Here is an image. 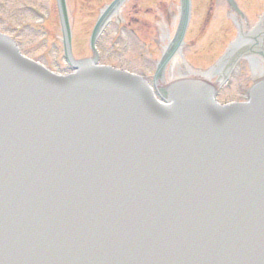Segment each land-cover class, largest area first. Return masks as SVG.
<instances>
[{"label": "water", "instance_id": "1", "mask_svg": "<svg viewBox=\"0 0 264 264\" xmlns=\"http://www.w3.org/2000/svg\"><path fill=\"white\" fill-rule=\"evenodd\" d=\"M58 2L62 28L65 37L66 53L67 57L71 59L70 47L68 45L69 30L63 8V0H58ZM245 29L246 31H250L252 28L245 27ZM76 65L80 70V74L75 76L73 79H69L66 84H62L57 79H55V77L42 75L36 66L25 63L20 59L11 56L5 50V43L0 40V107L2 109V111L0 110V116L4 119L6 124L11 129L16 130L20 135L24 136L27 134V128L29 127V124L37 121V119L41 116L42 102L48 100V105L56 103V105L61 106L59 103L66 100V105H74L73 108H76V111H73V109L70 111L71 115L77 118L86 119V123L95 121L96 124H99L102 130L109 137H111L116 146L126 151H129L133 146L140 144L145 135L154 137V142H158L163 141L164 139H167L168 141V136L170 133H173L175 140H178V137L176 138L177 128L169 130V128L166 127L167 118L164 120L162 115H157L155 112L153 115H150L147 111L136 113L137 111L130 110L129 102L131 100L129 99L131 95L127 93L118 82L113 81H128L130 77L126 75L122 76L114 71H108L105 68L102 69L95 67L90 61H85L82 63L79 62V64ZM81 78L86 80L83 82V85ZM91 80H94V86L92 85ZM74 81L75 83L72 84ZM90 86H92L93 90L89 89ZM261 87L264 88V84L259 85L257 88ZM196 88L201 87L196 86ZM67 89H74L76 90L74 92H77V94L72 93L73 90ZM69 100L70 102L75 100L76 103L70 104ZM20 107H23L25 111V114L22 117L21 115L19 116L16 114L10 115L7 112L16 111V109ZM144 121H156V126L154 128H148L147 126L150 124H144ZM216 123L219 124L220 122L217 121ZM175 124L181 127L182 131L196 127L195 125L185 122L183 119H177ZM239 127L240 129H238ZM244 127L245 126L243 123L239 121H233L229 128L225 131H221V133L225 135L226 138H229L230 133L241 136V128ZM256 130L257 133L253 132L251 129L247 130V133H250V138H248L246 134L244 135V137H246L244 138L246 140L245 147H238V143L232 144L235 161L239 165L240 170H243L244 177L246 180H248L247 183L250 186L249 188L246 185L247 183H245L244 186L241 187L242 194L249 192L250 189H252V183L257 182L256 177H260L261 173H264V169L260 168L258 172H255L254 175H251V167L247 165L243 166V164L238 162V158L241 157L246 151L248 152L244 156L245 161L252 159L256 151L262 155L264 136L262 135V128L258 124L256 126ZM202 137L206 138L205 135H202ZM64 140V161H44V163H42V167H40V171H38V175H36V179H34V191H28V193H26V197H24V205H20V207H18V211H16V215H14V219H12L10 227H8V231L4 233V242L9 245V248L5 251H0V264H18L22 260L21 257L14 258L13 260H9L7 262L11 251H20L29 246L31 242L40 239V236L46 234V231H48V227L52 225V222L64 221V198L66 199V195H69L72 205L76 206V208L78 206L79 208H82L83 211H85L84 202L81 201L82 197H80L79 200L76 196L78 193H80V191L86 195L88 190H80L79 188L74 187L72 183H74L73 177L76 179L77 175H84V173L87 172L83 166L86 164V161H94V146L88 141L82 142L83 146L81 147L71 148L68 147L70 142L67 139ZM248 140L250 143H248ZM185 141L186 145L179 146L178 148L182 150L186 157L194 158L203 154L204 148L202 147V144H197L192 139H187ZM164 146L167 147V149L163 150L164 153H166L168 150L174 151L175 153L177 152L175 150V144L170 148L169 144ZM255 146H257L256 151L254 149ZM158 148L159 147H157L156 150ZM213 149V159L208 162L207 168L214 171H220L222 170L221 167L223 165V160L218 158L216 148ZM237 152L238 157L236 156ZM182 163L184 166V162ZM165 168L166 167H161L160 170H155L154 159V171L151 175H149V177L151 178L161 175L163 171L170 175L172 170H164ZM184 172L185 178L190 182L193 190L195 191V194L187 198V201L185 202L188 206V209L195 215H197L195 211L201 209V211L205 213L209 219L223 223L233 237H238L240 232L233 224L231 219L225 214L227 204L226 198L221 199L217 194H214L208 189L200 186L197 182V177L186 165L184 166ZM93 173L95 175L94 170ZM102 174L103 173L98 175L101 176ZM90 177L92 179L81 178L79 180V185L88 186L90 191H93L92 186H97L99 181L94 182V177ZM234 183L235 182L233 181L232 184ZM262 184L264 185V179L262 180ZM65 191L66 195H64ZM68 191H71V193H68ZM104 192H112L111 194L114 195L112 189L103 187L102 191L97 196L99 199L98 203L100 205H98V213L102 215V212L111 206L113 209L111 207L108 209V213H106V217H104L103 222L106 224H113L117 222L120 218V215L124 213V211H120V206L125 207L124 200L122 201L121 199L122 194L116 195V199H114V201H112V205L109 206L108 202L105 201L106 197H104ZM228 193L230 192L227 190L225 194ZM263 202L264 192L259 198L260 207H258V209L260 212L264 210V207L261 206ZM154 205H156V203H154ZM154 205H152L151 210L154 209ZM167 206L170 209V212L167 215H162L159 209L155 210L154 217L158 222L168 220L169 217L172 219L177 217L176 213H172V210L174 209L173 204L168 202ZM93 214L95 213L93 212ZM8 217V214L3 213V215L0 217V224L3 221L8 220ZM77 222L78 221H76V223ZM190 224L191 222L189 221H183V225ZM126 228L128 235L133 236L136 239L139 238V231L132 227L131 222L127 224ZM258 230H261L260 226H258ZM263 235L264 232L262 231V233L259 234V237L263 238ZM149 238H151L155 245L160 248H165L176 253L182 251L180 242L172 243L164 238L158 237L154 232L149 234ZM244 243L248 246L247 248L250 249L248 244H251V242L246 239ZM136 245L140 246L139 243H136ZM12 248H14V250ZM193 248L196 249V247ZM27 252L29 251H26V254ZM188 256L193 261H198V255L194 251H190ZM34 260L35 259L33 258L31 260L25 261L24 263L22 261L20 264H34Z\"/></svg>", "mask_w": 264, "mask_h": 264}, {"label": "rangeland", "instance_id": "2", "mask_svg": "<svg viewBox=\"0 0 264 264\" xmlns=\"http://www.w3.org/2000/svg\"><path fill=\"white\" fill-rule=\"evenodd\" d=\"M216 1L221 4L224 2V0ZM238 1L242 3L243 7H247L251 0ZM46 3L51 7V19L44 25L45 28L42 26L40 29L37 25L40 24V15L44 12L42 10L45 9L44 4L46 5ZM67 3L72 26L74 56L76 58L90 57L92 55L90 37L100 13L101 0H67ZM47 9L50 8L47 7ZM172 9L174 12L177 11L174 7ZM222 10H226L224 5L220 10L216 9V34H221L224 31L229 34L228 38L232 39L235 31L230 22L222 16L224 15ZM250 16L252 17L253 13H250ZM57 19L55 0H0V30L13 36L27 56L38 60L52 70L65 72L68 65L63 56L62 36L56 23ZM166 23L169 24L168 21ZM151 27L153 34L149 36H147V27L142 28L135 25L125 27L123 39L116 36L114 26L107 28L97 42V48L100 51V64L111 65L137 74L150 73L152 75L155 73L156 62L161 58L160 48L165 42L161 40L158 32L155 33V26ZM252 27H254L253 22L247 28ZM48 29L53 32L51 31V34L46 36L44 30L48 33ZM140 30L146 34L145 37L138 33ZM33 31H36L37 35H34ZM206 46V42L200 44V48ZM234 93H236L235 88L232 92L225 89L221 96L230 97L234 96Z\"/></svg>", "mask_w": 264, "mask_h": 264}, {"label": "flooded vegetation", "instance_id": "3", "mask_svg": "<svg viewBox=\"0 0 264 264\" xmlns=\"http://www.w3.org/2000/svg\"><path fill=\"white\" fill-rule=\"evenodd\" d=\"M140 2L139 1H134V2H132L131 3V5L133 6L132 8H133V11H134V14H131V17H136L137 16V14L141 11V7H140Z\"/></svg>", "mask_w": 264, "mask_h": 264}, {"label": "bare ground", "instance_id": "4", "mask_svg": "<svg viewBox=\"0 0 264 264\" xmlns=\"http://www.w3.org/2000/svg\"><path fill=\"white\" fill-rule=\"evenodd\" d=\"M97 54H99V53L97 52Z\"/></svg>", "mask_w": 264, "mask_h": 264}]
</instances>
